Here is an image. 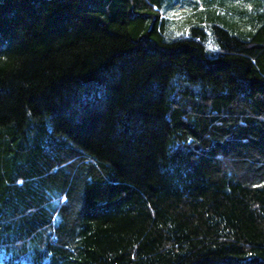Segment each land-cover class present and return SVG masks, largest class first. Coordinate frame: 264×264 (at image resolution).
Returning a JSON list of instances; mask_svg holds the SVG:
<instances>
[{"label": "trees", "instance_id": "16d2710c", "mask_svg": "<svg viewBox=\"0 0 264 264\" xmlns=\"http://www.w3.org/2000/svg\"><path fill=\"white\" fill-rule=\"evenodd\" d=\"M203 1L0 0V264H264V0Z\"/></svg>", "mask_w": 264, "mask_h": 264}, {"label": "rangeland", "instance_id": "374dc122", "mask_svg": "<svg viewBox=\"0 0 264 264\" xmlns=\"http://www.w3.org/2000/svg\"><path fill=\"white\" fill-rule=\"evenodd\" d=\"M193 2H196L199 6L200 10H204V1L203 0H192ZM191 11V9H189V4L185 3V1H183L182 3H177V6L175 7L174 10H170L167 12V15H169V17L171 18H180L181 17V12L182 11Z\"/></svg>", "mask_w": 264, "mask_h": 264}]
</instances>
